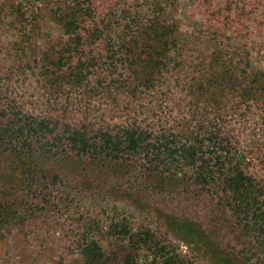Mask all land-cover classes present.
Instances as JSON below:
<instances>
[{"label":"rangeland","instance_id":"374dc122","mask_svg":"<svg viewBox=\"0 0 264 264\" xmlns=\"http://www.w3.org/2000/svg\"><path fill=\"white\" fill-rule=\"evenodd\" d=\"M71 1L0 0V61L5 66L0 79L10 74L7 83H14L8 99L30 115L56 106L48 107L37 75L19 71L23 66L28 69L43 47L56 49L57 55L66 47L61 44L62 27L52 20L50 10ZM92 1L97 18L110 17L111 12L115 20L127 9L146 11L151 0ZM20 2L22 11L34 5L38 8L27 13L32 25L23 36L18 34L23 17L13 30L7 25L10 8ZM156 3L162 4V19L172 28L168 36L170 87L157 112L168 121L166 127L181 130L182 143L196 134V114L210 113L209 122L218 120L222 141L235 151L243 171L263 185L264 199V0ZM15 39L25 40L24 45L10 46ZM9 47L18 50V55L5 54ZM3 91L7 92L6 87ZM50 94L59 95L58 108L66 105L65 93L53 90ZM91 104L100 110L96 122L114 128L121 125L120 105L110 109L103 101ZM69 119L71 123L78 120L76 115ZM57 158L47 161L44 176L29 180L30 176L20 174L22 185L17 187L7 169L11 157L0 154V188L5 189L0 196L22 202L20 217L6 224L0 237V264H84L81 250L90 240L98 242L105 256L113 257L109 264H119L129 252L139 264H150L155 254L145 247L134 250L128 241L129 237L137 240L140 232L153 234L163 251L177 253L182 264H264L263 243L239 225L227 208H196V189L191 187L187 164L180 166L185 172L164 179L158 188L150 178L128 176L123 165L74 164L69 158ZM114 222L125 224L128 234L114 233Z\"/></svg>","mask_w":264,"mask_h":264},{"label":"trees","instance_id":"16d2710c","mask_svg":"<svg viewBox=\"0 0 264 264\" xmlns=\"http://www.w3.org/2000/svg\"><path fill=\"white\" fill-rule=\"evenodd\" d=\"M156 2L148 1L146 11H121L115 20L111 12L110 17L97 18L92 0H73L51 8L50 17L61 25V44L66 47L58 55L56 49L43 47L40 55L30 61L29 70L23 66L19 73L37 75L48 107L54 105L57 110L50 107L52 110L46 109L38 116L28 114L23 106L8 99V89L14 83H7L10 74L0 79V154L11 157L7 164L11 180L21 187L20 174H27L29 180L31 176H44L47 161L58 156L74 160V164L91 161L95 166L123 165L128 176L150 178L160 188L164 179L174 178L180 170L185 172L180 166L187 164L191 167V187L196 189V208H227L232 218L264 245L263 185L243 171L235 151L222 141L218 120L210 123V113H197L193 125L196 134L182 143L181 130L166 127L168 121L157 112L170 87L168 36L172 28L162 19V4ZM31 7L22 11L21 3L10 8V30L22 17L23 27L18 34L23 36L31 30L27 13L38 10L35 5ZM24 43L15 39L9 45ZM17 52L9 47L5 54L12 57ZM4 67L0 61V71ZM53 90L65 93V106L57 107L59 95L50 94ZM92 100L103 101L109 108L120 105L124 112L121 125L114 128L96 122L94 117L101 114L92 108ZM70 115L77 116V123L69 122ZM4 191L0 188V193ZM15 200L0 196V237L5 225L20 217L22 202ZM112 229L119 236L128 234L123 223H112ZM140 233L136 234L137 240L129 237L128 241L134 250L145 247L155 254L150 264H182L177 253L163 251L153 234ZM81 251L84 264H109L113 259L105 256L94 240L86 241ZM119 264L139 263L129 252Z\"/></svg>","mask_w":264,"mask_h":264}]
</instances>
